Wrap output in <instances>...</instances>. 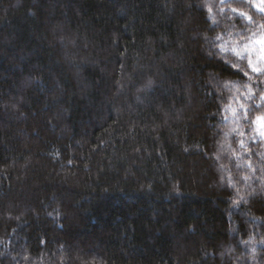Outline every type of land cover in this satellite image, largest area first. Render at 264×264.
Returning <instances> with one entry per match:
<instances>
[{"label":"trees","instance_id":"obj_1","mask_svg":"<svg viewBox=\"0 0 264 264\" xmlns=\"http://www.w3.org/2000/svg\"><path fill=\"white\" fill-rule=\"evenodd\" d=\"M248 23L264 0H0V264H264L263 33L220 39Z\"/></svg>","mask_w":264,"mask_h":264},{"label":"rangeland","instance_id":"obj_2","mask_svg":"<svg viewBox=\"0 0 264 264\" xmlns=\"http://www.w3.org/2000/svg\"><path fill=\"white\" fill-rule=\"evenodd\" d=\"M211 18L214 23L222 20L220 16L215 14L214 10ZM257 33H263L262 39L264 41V29L262 26L259 23H248L245 24V26L226 28L225 32L220 35V39L222 42H229L231 39H238L242 36L247 37L251 34ZM254 86H258V84H256L251 78H247L243 83L233 84L231 86V97L223 113V121L226 122L224 124L225 130L228 132L230 140L243 133L244 118L248 113V105L252 98V92L254 91L252 88ZM237 158L239 163L242 164L244 155L237 152L235 159Z\"/></svg>","mask_w":264,"mask_h":264},{"label":"snow or ice","instance_id":"obj_3","mask_svg":"<svg viewBox=\"0 0 264 264\" xmlns=\"http://www.w3.org/2000/svg\"><path fill=\"white\" fill-rule=\"evenodd\" d=\"M221 2L223 3V0H221ZM262 44H264V41H261ZM255 70V69H254Z\"/></svg>","mask_w":264,"mask_h":264}]
</instances>
